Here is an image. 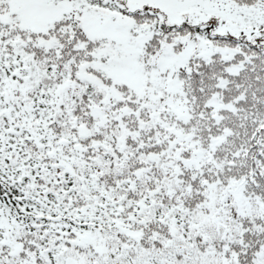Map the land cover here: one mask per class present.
<instances>
[{
  "label": "snow or ice",
  "instance_id": "6c2138e0",
  "mask_svg": "<svg viewBox=\"0 0 264 264\" xmlns=\"http://www.w3.org/2000/svg\"><path fill=\"white\" fill-rule=\"evenodd\" d=\"M0 264H264V0H0Z\"/></svg>",
  "mask_w": 264,
  "mask_h": 264
}]
</instances>
